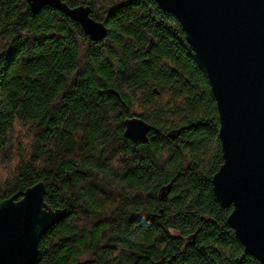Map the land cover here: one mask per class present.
<instances>
[{"label":"trees","instance_id":"trees-1","mask_svg":"<svg viewBox=\"0 0 264 264\" xmlns=\"http://www.w3.org/2000/svg\"><path fill=\"white\" fill-rule=\"evenodd\" d=\"M62 1L106 39L0 0V203L43 182L63 210L35 264H261L214 194L219 114L178 20L154 0ZM135 117L147 143L125 136Z\"/></svg>","mask_w":264,"mask_h":264},{"label":"water","instance_id":"water-1","mask_svg":"<svg viewBox=\"0 0 264 264\" xmlns=\"http://www.w3.org/2000/svg\"><path fill=\"white\" fill-rule=\"evenodd\" d=\"M180 23L215 98L223 164L212 178L221 207H232L230 227L245 251L264 264V0H154ZM37 14L44 7L77 21L94 41L108 30L88 7L70 8L62 0H28ZM151 125L125 120V136L147 143ZM170 187L160 194L167 197ZM40 182L22 197L0 203V264H35L43 236L62 220Z\"/></svg>","mask_w":264,"mask_h":264},{"label":"rangeland","instance_id":"rangeland-1","mask_svg":"<svg viewBox=\"0 0 264 264\" xmlns=\"http://www.w3.org/2000/svg\"><path fill=\"white\" fill-rule=\"evenodd\" d=\"M0 176H3L4 178L7 177V172L4 173L2 169H0Z\"/></svg>","mask_w":264,"mask_h":264}]
</instances>
